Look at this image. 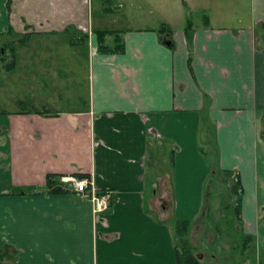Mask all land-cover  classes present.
Listing matches in <instances>:
<instances>
[{
	"label": "crops",
	"instance_id": "crops-1",
	"mask_svg": "<svg viewBox=\"0 0 264 264\" xmlns=\"http://www.w3.org/2000/svg\"><path fill=\"white\" fill-rule=\"evenodd\" d=\"M91 1L0 0V77L22 76L38 99L0 116V258L177 264L173 219L196 216L211 170L204 128L215 130L219 168L240 174L244 232L264 253V0H140L139 21L112 24L94 17ZM99 30L119 31L104 41L120 36L124 51H99ZM83 77L86 100L77 94ZM162 159L173 173H153L149 188V166ZM79 173L112 193L97 221L80 193H20L43 187L48 174Z\"/></svg>",
	"mask_w": 264,
	"mask_h": 264
},
{
	"label": "rangeland",
	"instance_id": "rangeland-1",
	"mask_svg": "<svg viewBox=\"0 0 264 264\" xmlns=\"http://www.w3.org/2000/svg\"><path fill=\"white\" fill-rule=\"evenodd\" d=\"M117 1L120 0H92L91 10L94 14V17L96 18L98 16L104 15L103 17H105L106 21L109 19L110 24L113 23L115 18H117L116 21H122L125 18V15H130L136 21H139L141 17H143V13L140 12L141 9L144 10V7L141 6L140 0H127L128 3L132 1L133 4L128 6L126 9L125 7H121L119 8V11L115 9V6H119ZM104 7H108L110 10L104 13ZM125 10L127 11V14H125ZM149 10L150 9H146L145 13L147 14L150 12ZM231 10L232 8L228 2V11ZM110 31L119 32L117 30ZM89 47H93L91 42L89 43ZM77 48L79 51L83 52V56L85 57L87 53V47L83 45V42L79 43ZM21 77L22 76L14 78L13 80L11 76L6 74L0 77V116H2V114L6 113L7 111L13 112L24 108L30 110L33 107L31 104L32 101H30L31 97L33 101L38 100L33 97L34 94L31 93V88L29 85H27L25 80L20 79ZM87 79L88 78L83 77L82 81H84V85L82 86L78 84L77 86V94H83L85 100L87 99L86 94L88 90ZM73 84L74 86H71V88L76 87V82H73ZM63 102L61 101L59 106L63 108H69L67 103ZM85 105V102L75 103V106L81 107ZM263 122L264 119L262 117V129L264 128ZM205 131H210L211 134H208ZM214 132V129L212 130L210 128V130H208L207 128H204L200 137L202 151L205 155L206 161L211 167V170L209 178L205 183V192H203L201 205L198 207L196 216L190 220H187L189 221L188 239L191 250L192 252H195V254L202 255L204 258L203 261L205 263H210L212 260L218 261L217 258H219L220 260H223V264H238L236 260L242 259L243 254H251L252 252L255 258L258 259L260 255L263 258L264 253L261 252L260 247H258L255 242L253 243V247H248L244 253L243 251L241 252L245 232L243 220H239L235 212L236 210L234 201L238 195L236 196L230 191L229 186L233 184L232 180L230 181L229 179L228 182H226V180H224L226 178L218 166V150L216 135ZM159 162V165L149 166V188L151 186V182L154 179L153 173L155 175V172H157L158 176L161 174L165 175L166 173L169 174L168 170H172L173 173L174 168L167 164L169 163V160L162 159ZM212 172H214V174L211 178L210 176ZM171 176L172 174H170V177ZM161 182L162 181H160L159 184H161ZM241 197H243V194ZM160 201V205L167 206L168 208L172 205L171 199L169 198H163ZM175 206L176 199L174 201V208ZM174 220L175 219H173V221Z\"/></svg>",
	"mask_w": 264,
	"mask_h": 264
},
{
	"label": "trees",
	"instance_id": "trees-1",
	"mask_svg": "<svg viewBox=\"0 0 264 264\" xmlns=\"http://www.w3.org/2000/svg\"><path fill=\"white\" fill-rule=\"evenodd\" d=\"M207 18V17H206ZM163 29V28H162ZM108 34H115L118 35V32L115 31H97V36L99 37V48L98 50L101 52H111V53H120L124 51V42L122 41L121 37L118 36L117 40L115 41L114 45H108L105 43L104 39ZM86 40L85 37L80 38L76 43H82ZM48 109H44L42 111H38V113H46ZM264 119V115H263ZM264 125V122H263ZM261 137L264 140V128L261 131ZM224 177L226 179V182L230 179L232 180V183L229 186V189L233 194H235L237 197L235 198V212L239 220H242V214H241V206H242V183L240 179V174L238 171L234 170H228V169H221ZM214 172L211 173V178ZM59 175L54 174H48L46 178V183L43 187L39 188H33L29 190L21 191L22 194H61V193H67L70 192L68 188H65L61 183L59 182ZM78 177H86L87 174L79 173L77 174ZM109 191V190H108ZM241 194V195H240ZM173 233L175 236L176 246H177V264H215L214 262L205 263L203 261V257L199 254H195V252H192L190 247V242L188 239V230H189V221L187 220H174L173 224ZM179 235V236H177ZM243 243L241 247V252H246L248 247H253V237L251 235H248L245 233L243 237ZM253 249V248H252ZM251 258L256 260L255 256H253V252L251 254H243L244 260ZM258 260L260 261V264H264V257L260 255ZM4 261L0 258V264H3Z\"/></svg>",
	"mask_w": 264,
	"mask_h": 264
},
{
	"label": "built area",
	"instance_id": "built-area-1",
	"mask_svg": "<svg viewBox=\"0 0 264 264\" xmlns=\"http://www.w3.org/2000/svg\"><path fill=\"white\" fill-rule=\"evenodd\" d=\"M63 180L68 183L70 189L82 194L91 201L92 215L95 221L109 210L112 193L110 191H101L95 182L93 174L82 178L68 176L64 177ZM3 264L11 263L6 262Z\"/></svg>",
	"mask_w": 264,
	"mask_h": 264
},
{
	"label": "flooded vegetation",
	"instance_id": "flooded-vegetation-1",
	"mask_svg": "<svg viewBox=\"0 0 264 264\" xmlns=\"http://www.w3.org/2000/svg\"><path fill=\"white\" fill-rule=\"evenodd\" d=\"M21 41H24V39H20V42ZM11 51H10V56H11V60L12 61H5V65L4 66H6V68H7V70H11V69H13L14 68V66H15V64H14V62H15V58H14V56H15V50H14V47L13 46H11ZM96 52V49H95V47H89V53H90V55H93L94 53ZM6 55V54H5ZM7 56V55H6ZM1 58H4V56H2L1 55V53H0V59ZM14 58V59H13ZM0 68H1V65H0ZM92 175V174H91ZM71 176H73V177H77V178H82V177H78L77 176V174L76 175H71ZM87 176H90V175H87ZM64 177H68V176H63V175H59L58 176V178H59V182L61 183V185H63L65 188H68L70 191H72V192H75V193H78V192H76V191H74V190H72V189H70V187H68V183L65 181V180H63V178Z\"/></svg>",
	"mask_w": 264,
	"mask_h": 264
},
{
	"label": "water",
	"instance_id": "water-1",
	"mask_svg": "<svg viewBox=\"0 0 264 264\" xmlns=\"http://www.w3.org/2000/svg\"><path fill=\"white\" fill-rule=\"evenodd\" d=\"M202 256V255H201Z\"/></svg>",
	"mask_w": 264,
	"mask_h": 264
}]
</instances>
